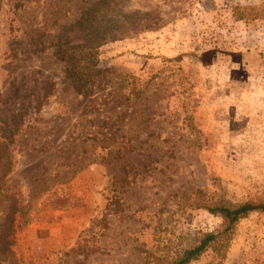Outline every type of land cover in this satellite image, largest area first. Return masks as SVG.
Listing matches in <instances>:
<instances>
[{
    "label": "rangeland",
    "instance_id": "1",
    "mask_svg": "<svg viewBox=\"0 0 264 264\" xmlns=\"http://www.w3.org/2000/svg\"><path fill=\"white\" fill-rule=\"evenodd\" d=\"M247 202L264 0H0V264H170L208 233L190 264H264V213L202 207Z\"/></svg>",
    "mask_w": 264,
    "mask_h": 264
},
{
    "label": "trees",
    "instance_id": "2",
    "mask_svg": "<svg viewBox=\"0 0 264 264\" xmlns=\"http://www.w3.org/2000/svg\"><path fill=\"white\" fill-rule=\"evenodd\" d=\"M62 57L71 59L73 56L66 54L65 52H60ZM90 53H86L82 56L81 60H90ZM89 68H86L84 71H75L68 70L66 71V75L68 77H75L77 79L78 91H80L83 87H85L88 79H85V75H88ZM209 214L217 215L224 221L226 228L224 232H227L234 228L237 222L245 217H247L250 213H264V204L262 203H243L241 205L235 207H226L223 205H215V206H202ZM100 228L105 229L107 227L105 220H101L99 223ZM223 234V232H222ZM218 240V234L208 233L205 234L197 244L193 246H188L186 249L179 252L175 258H173L170 264H190L191 262L196 261L201 255L205 253L208 249H213L216 241ZM78 256H82L83 260L86 259L89 254L93 253L92 249L86 248V246L78 243L76 249L73 251ZM81 264L82 262H77Z\"/></svg>",
    "mask_w": 264,
    "mask_h": 264
}]
</instances>
